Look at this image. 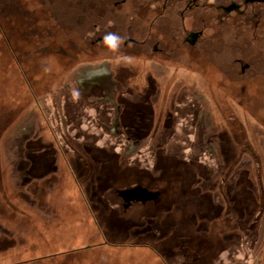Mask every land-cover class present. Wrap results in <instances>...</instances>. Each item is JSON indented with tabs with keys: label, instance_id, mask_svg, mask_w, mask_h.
I'll return each instance as SVG.
<instances>
[{
	"label": "rangeland",
	"instance_id": "1",
	"mask_svg": "<svg viewBox=\"0 0 264 264\" xmlns=\"http://www.w3.org/2000/svg\"><path fill=\"white\" fill-rule=\"evenodd\" d=\"M114 1L0 0V264H264V42Z\"/></svg>",
	"mask_w": 264,
	"mask_h": 264
},
{
	"label": "flooded vegetation",
	"instance_id": "2",
	"mask_svg": "<svg viewBox=\"0 0 264 264\" xmlns=\"http://www.w3.org/2000/svg\"><path fill=\"white\" fill-rule=\"evenodd\" d=\"M128 2H132L142 14L137 16L151 20V28L159 21L179 22L182 43L187 48L195 49L198 46L204 37V26L208 25L214 30L243 34L246 41L255 38L264 42V0H115L114 10ZM161 40H164L162 36L157 35L147 45L152 46L153 53L162 52ZM130 42L134 43L135 40L126 38L124 45ZM143 44L145 42L140 43ZM249 68L250 64H243L242 72Z\"/></svg>",
	"mask_w": 264,
	"mask_h": 264
},
{
	"label": "water",
	"instance_id": "3",
	"mask_svg": "<svg viewBox=\"0 0 264 264\" xmlns=\"http://www.w3.org/2000/svg\"><path fill=\"white\" fill-rule=\"evenodd\" d=\"M205 29L206 27L204 26V30ZM202 40H205L204 37L202 38ZM196 49L197 47L194 50ZM118 195L124 201L125 208H129L134 202L136 203L155 202L160 198L161 193L152 192L149 191L147 188H144L142 186H137L127 190L118 191Z\"/></svg>",
	"mask_w": 264,
	"mask_h": 264
},
{
	"label": "clouds",
	"instance_id": "4",
	"mask_svg": "<svg viewBox=\"0 0 264 264\" xmlns=\"http://www.w3.org/2000/svg\"><path fill=\"white\" fill-rule=\"evenodd\" d=\"M102 43L109 52L119 53L121 45L124 43V37L117 33L108 32L103 36Z\"/></svg>",
	"mask_w": 264,
	"mask_h": 264
}]
</instances>
